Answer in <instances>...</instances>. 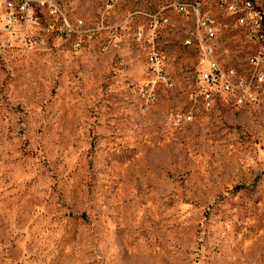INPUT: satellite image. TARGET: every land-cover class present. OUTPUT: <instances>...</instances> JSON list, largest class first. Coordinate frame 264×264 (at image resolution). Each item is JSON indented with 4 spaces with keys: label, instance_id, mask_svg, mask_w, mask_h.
I'll return each mask as SVG.
<instances>
[{
    "label": "rangeland",
    "instance_id": "obj_1",
    "mask_svg": "<svg viewBox=\"0 0 264 264\" xmlns=\"http://www.w3.org/2000/svg\"><path fill=\"white\" fill-rule=\"evenodd\" d=\"M190 1L219 64L250 71L257 46L213 0H57L82 21L67 39L57 16L0 14V264H264V83L257 107L195 97L205 65L169 8Z\"/></svg>",
    "mask_w": 264,
    "mask_h": 264
},
{
    "label": "built area",
    "instance_id": "obj_2",
    "mask_svg": "<svg viewBox=\"0 0 264 264\" xmlns=\"http://www.w3.org/2000/svg\"><path fill=\"white\" fill-rule=\"evenodd\" d=\"M215 6L234 17L237 25H246L248 38L256 46V52L248 61L251 69L249 77H242L240 73H232L231 67L222 66L214 57L211 51V43H214L217 32H214V16L208 13H201V28H195L189 46H195L200 52L199 61L205 67L199 71L196 79L195 97L200 99L205 106H210L215 98L224 95L232 104H239V107L257 102L262 94L261 80L264 73V9L253 0H213ZM199 1H193L198 8ZM182 6L185 12V2H176ZM170 6V5H169ZM37 12H45L46 15L57 16L62 22L59 32L60 39H67L74 27L80 28L81 20L74 21L65 16V12L58 6L57 0H0V14L2 24L5 27L15 25H28L36 21ZM151 22V29H156V35L163 28L164 22L161 11L154 13V19L146 20ZM144 24L135 27V36L142 35ZM79 34L80 29H78ZM156 37H154L155 39ZM79 45V43H78ZM154 70L159 64V54L153 48Z\"/></svg>",
    "mask_w": 264,
    "mask_h": 264
},
{
    "label": "bare ground",
    "instance_id": "obj_3",
    "mask_svg": "<svg viewBox=\"0 0 264 264\" xmlns=\"http://www.w3.org/2000/svg\"><path fill=\"white\" fill-rule=\"evenodd\" d=\"M169 8H171L175 12L179 13L184 18L191 19L192 24H193L191 31L193 32V34L195 32V28H201V13H208L203 9V7L199 3H198V8H196V6L193 4V1L185 2V12H184V9L182 8V6H179L178 4H171L169 6ZM142 14L146 16V20L154 19V13H142ZM239 26L245 30V33L247 34V37H248L247 26L246 25H239ZM214 32H217L216 20H214ZM154 37H157L156 29H151V22H145L144 27L142 29V35H137V38L139 40H142L143 43L144 42L152 43L154 41ZM247 40H248V38H247ZM191 41H192L191 38H186L184 40L185 43H191ZM211 51L215 52L214 43H211ZM152 52H153V48L149 51L147 59H148V62L150 64L154 65V58H153ZM248 60L251 61V58ZM231 70H232V73H238L234 68H231ZM240 76L249 77V71H247L244 74L240 73ZM263 83H264V73H263V79L261 80V88H262ZM262 91H263V89H262ZM261 103H262V99L260 97H258L257 102H252L250 104L243 105L242 107H257ZM234 105L239 107V104H234Z\"/></svg>",
    "mask_w": 264,
    "mask_h": 264
}]
</instances>
